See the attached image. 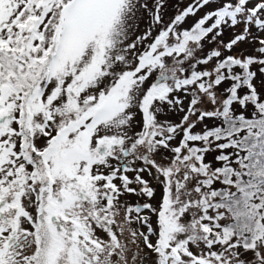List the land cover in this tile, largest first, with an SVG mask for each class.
<instances>
[{
	"label": "snow or ice",
	"instance_id": "6c2138e0",
	"mask_svg": "<svg viewBox=\"0 0 264 264\" xmlns=\"http://www.w3.org/2000/svg\"><path fill=\"white\" fill-rule=\"evenodd\" d=\"M0 264H264V0H0Z\"/></svg>",
	"mask_w": 264,
	"mask_h": 264
},
{
	"label": "rangeland",
	"instance_id": "374dc122",
	"mask_svg": "<svg viewBox=\"0 0 264 264\" xmlns=\"http://www.w3.org/2000/svg\"><path fill=\"white\" fill-rule=\"evenodd\" d=\"M171 7V6H170ZM172 15V13L171 12H169V16H171ZM230 36H231V33H229V32H226L225 33V35H224V37H223V39L227 42V40L228 39H230ZM257 87L259 88L260 87V84H259V82H257ZM173 119H176L177 121H178V117H173ZM133 201H135V197H132L131 198Z\"/></svg>",
	"mask_w": 264,
	"mask_h": 264
}]
</instances>
